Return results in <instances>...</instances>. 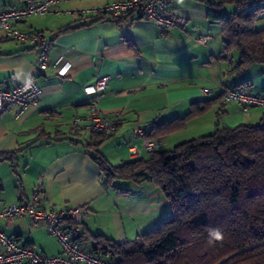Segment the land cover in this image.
Returning a JSON list of instances; mask_svg holds the SVG:
<instances>
[{
	"label": "crops",
	"instance_id": "crops-1",
	"mask_svg": "<svg viewBox=\"0 0 264 264\" xmlns=\"http://www.w3.org/2000/svg\"><path fill=\"white\" fill-rule=\"evenodd\" d=\"M113 1L67 0L49 14L16 24L52 43L45 72L39 71L36 48L5 38L0 31V89L31 78L40 89L37 106L18 118L16 109L0 117V209L10 203L30 204L39 191L38 206L43 209L86 207L82 224L75 229L78 234L86 231L124 243L169 217V202L150 182L115 180L108 186L94 157L100 155L112 168L147 159L143 141L156 124L182 118L193 103L218 95L204 96L203 89L215 91L219 85L228 88L242 82L249 87L246 75L256 64L237 73V53L223 58L220 28L207 20L206 1L222 4L229 14L238 0H168V14L186 19L184 27L173 29L146 22L136 13L117 18L77 15ZM24 2L0 0V11L22 8ZM199 38H206V43ZM62 68L64 74L59 73ZM103 78L106 88L100 93L98 111L117 122V128L100 142V134L86 130L92 96L85 88ZM222 103L158 137L157 151L211 134L216 123L234 127L262 121V108L245 116L236 103ZM75 117L81 119L77 124ZM0 232L46 256L61 252L42 223L18 218L10 225L1 223ZM83 244L90 250L89 241Z\"/></svg>",
	"mask_w": 264,
	"mask_h": 264
},
{
	"label": "trees",
	"instance_id": "trees-1",
	"mask_svg": "<svg viewBox=\"0 0 264 264\" xmlns=\"http://www.w3.org/2000/svg\"><path fill=\"white\" fill-rule=\"evenodd\" d=\"M205 3L208 22L220 28L223 58L233 51L238 55L237 73L264 64V29L255 27L264 0H238L229 14L220 3ZM238 86L248 87L247 82ZM222 101L218 94L193 103L184 117L156 124L146 140L183 128ZM100 136L103 142L109 135ZM94 160L108 186L115 180L150 182L172 213L171 219L124 243L78 234L75 227L74 238L89 241L95 256L109 264H264V112L256 125L216 123L211 134L119 167H110L100 155Z\"/></svg>",
	"mask_w": 264,
	"mask_h": 264
},
{
	"label": "built area",
	"instance_id": "built-area-1",
	"mask_svg": "<svg viewBox=\"0 0 264 264\" xmlns=\"http://www.w3.org/2000/svg\"><path fill=\"white\" fill-rule=\"evenodd\" d=\"M67 0H25L24 6L19 9H6L0 11V31L5 38L12 39L23 45H31L37 50V63L39 71L48 70V59L52 43L43 35L36 32H26L17 29V23L29 17H38L49 14L51 9ZM168 0H116L101 7L87 8L77 12V15L123 17L136 13L141 19L163 29L182 28L186 24L183 17H172L167 12ZM199 42L206 43V38H199ZM65 68L59 73L64 74ZM106 78L95 81L85 88V92L92 96L85 118L86 130L92 134L111 135L116 131L117 122L103 118L97 102L106 88ZM204 96L210 97L214 93L220 94L223 102L236 103L241 112L249 116L251 109L262 108L264 111V94H254L248 87L238 86L226 88L219 85L216 90L203 89ZM40 89L35 79L31 78L11 88L0 89V117L8 110L16 109L14 117L30 106H37ZM81 119L75 117L74 124ZM137 134L142 132L136 130ZM161 143L155 140H144L143 149L150 153L156 151ZM41 182H39V186ZM39 191L34 193L30 204L10 203L0 209V224H12L18 218H26L33 225L44 224L49 235L54 237L59 246L60 253L46 256L22 245L17 238L6 237L0 232V264H109L107 261L95 256L84 248V244L74 238L73 229L82 224L86 207H65L58 211L43 209L38 206Z\"/></svg>",
	"mask_w": 264,
	"mask_h": 264
},
{
	"label": "rangeland",
	"instance_id": "rangeland-1",
	"mask_svg": "<svg viewBox=\"0 0 264 264\" xmlns=\"http://www.w3.org/2000/svg\"><path fill=\"white\" fill-rule=\"evenodd\" d=\"M255 27L258 30L264 29V14L260 15L257 18V20L255 21ZM258 67H261V65L258 66V64H256L255 68L253 67L254 69L249 71L248 74L246 75V77L249 78L250 80V85L248 88L254 94H264V64H262V68H258ZM165 201H167L166 198ZM169 211H170L169 217H164V219L172 218L171 209ZM162 221H159V223H157L153 228L159 226Z\"/></svg>",
	"mask_w": 264,
	"mask_h": 264
}]
</instances>
